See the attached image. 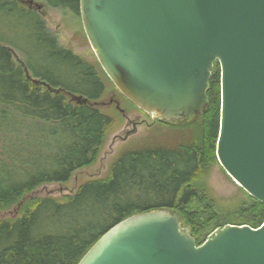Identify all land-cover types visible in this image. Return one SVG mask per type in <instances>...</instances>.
<instances>
[{
	"label": "trees",
	"instance_id": "obj_1",
	"mask_svg": "<svg viewBox=\"0 0 264 264\" xmlns=\"http://www.w3.org/2000/svg\"><path fill=\"white\" fill-rule=\"evenodd\" d=\"M34 1L79 13L80 0ZM12 50L41 82L27 79ZM105 90L99 68L63 47L37 10L18 0H0V141L5 156L0 157V210L17 205L22 211L21 216L0 220V264H78L114 225L160 209L176 210L197 245L208 238L199 243L206 223L181 209L200 199L191 184L204 161L217 160L218 64L204 113L189 123L162 121L195 129L193 139L129 148L115 159L106 178L84 182L64 200L27 198L42 185L67 182L96 161L113 118L93 105L72 102L67 93L98 101ZM250 198L249 216L237 225L258 228L264 223V203Z\"/></svg>",
	"mask_w": 264,
	"mask_h": 264
},
{
	"label": "water",
	"instance_id": "obj_2",
	"mask_svg": "<svg viewBox=\"0 0 264 264\" xmlns=\"http://www.w3.org/2000/svg\"><path fill=\"white\" fill-rule=\"evenodd\" d=\"M79 13L106 75L157 120L189 123L203 114L219 63L217 160L264 203V0H80ZM67 95L78 105H102ZM78 264H264V223L229 224L197 245L176 210L137 213L105 232Z\"/></svg>",
	"mask_w": 264,
	"mask_h": 264
},
{
	"label": "rangeland",
	"instance_id": "obj_3",
	"mask_svg": "<svg viewBox=\"0 0 264 264\" xmlns=\"http://www.w3.org/2000/svg\"><path fill=\"white\" fill-rule=\"evenodd\" d=\"M18 2L28 7L23 0H18ZM36 3L40 4L42 8L40 10L34 7L30 9L37 10L42 15L50 31L58 37L59 43L75 54L88 59L99 68L106 81V90L101 99L97 101L104 104L99 105L98 108L109 114L113 118V123L108 127L105 142L92 165L74 172L67 182L45 184L38 187L29 193L27 198L32 200L49 195L64 200L66 197L75 194L84 182L106 178L115 159L129 148L149 142L174 145L177 141L182 142L195 137V129L191 131L190 127L179 128L178 126L166 125L161 120H157L136 107L120 93L106 73H103L104 70L84 31L80 13L68 9L53 8L43 2ZM217 64L219 65L216 62L215 66ZM219 70L221 76L220 65ZM112 96H115L120 102L122 112L116 108L115 104H107ZM135 121L139 122L136 131L126 137L127 132L133 130L132 125ZM196 135L198 134L196 133ZM3 141V139L0 141L1 158H5ZM203 164L201 172L191 184L200 192V199L192 201L181 209L183 213L191 214L206 223V227L198 237L199 243H202L218 228L229 224L243 223L247 220L245 216H249L250 207L253 205L251 196L224 171L218 160L206 159ZM209 212L214 213V215H210ZM21 214V209L17 205H13L8 209L0 210V220L15 218ZM209 216L212 219L207 222ZM183 222L186 225L184 220Z\"/></svg>",
	"mask_w": 264,
	"mask_h": 264
},
{
	"label": "flooded vegetation",
	"instance_id": "obj_4",
	"mask_svg": "<svg viewBox=\"0 0 264 264\" xmlns=\"http://www.w3.org/2000/svg\"><path fill=\"white\" fill-rule=\"evenodd\" d=\"M13 53V52H12ZM14 55V54H13ZM102 105L104 104L103 102H100ZM107 104H115L116 108L118 110H120L121 112L123 111L121 108H120V102L118 101V99L115 97V96H112L109 100V102ZM139 122L135 121L133 122V132L136 131V127L138 126ZM132 131V130H131ZM130 132V131H129Z\"/></svg>",
	"mask_w": 264,
	"mask_h": 264
},
{
	"label": "bare ground",
	"instance_id": "obj_5",
	"mask_svg": "<svg viewBox=\"0 0 264 264\" xmlns=\"http://www.w3.org/2000/svg\"><path fill=\"white\" fill-rule=\"evenodd\" d=\"M12 51H13V54H14V57H15L16 61L19 62L21 65H22V63L25 64V62L20 58V56L18 55V53H17L16 51H14V50H12ZM22 67H23V68L26 67V69L28 70L26 64H25V66L22 65ZM24 71H25V68H24ZM28 72H29V70H28ZM29 74H30V72H29ZM25 75H26V71H25ZM30 76H31V74H30ZM26 77H27V76H26ZM27 79H28V78H27ZM29 80H32V81L34 82L35 78H33V77L31 76V79H29ZM36 80H38L39 82H41L39 79H36ZM34 83H35V82H34ZM35 84H38V83H35ZM44 84H46V83L44 82Z\"/></svg>",
	"mask_w": 264,
	"mask_h": 264
}]
</instances>
